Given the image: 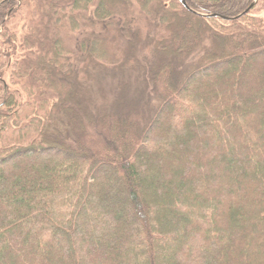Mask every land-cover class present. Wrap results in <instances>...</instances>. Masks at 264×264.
Wrapping results in <instances>:
<instances>
[{"label": "trees", "instance_id": "16d2710c", "mask_svg": "<svg viewBox=\"0 0 264 264\" xmlns=\"http://www.w3.org/2000/svg\"><path fill=\"white\" fill-rule=\"evenodd\" d=\"M185 1L0 0V264H264V18ZM109 32L158 106L87 90Z\"/></svg>", "mask_w": 264, "mask_h": 264}, {"label": "rangeland", "instance_id": "374dc122", "mask_svg": "<svg viewBox=\"0 0 264 264\" xmlns=\"http://www.w3.org/2000/svg\"><path fill=\"white\" fill-rule=\"evenodd\" d=\"M138 13L139 12L136 11L134 14L135 22L133 25H137L136 27H139V22L141 21H139ZM253 14L264 18V0H260L257 3ZM22 20V17L18 16L13 21L12 25L20 27L23 24ZM140 26L143 31V38L147 34V26H145L144 20L141 22ZM88 34L89 32L85 31L71 32L68 39L69 46L74 48L77 38L87 36ZM1 41L2 39L0 37V43ZM106 42L108 44V57H106L107 59L105 61L107 62L106 66L95 64L86 67L85 79L89 93H91L97 101L101 100L100 98L104 96L112 100L119 91L126 90V97L129 99L134 97L133 100L137 98V100L139 99V102H141L142 94L145 95L142 98L143 100L152 101L151 103L153 105L158 106L160 103L159 99L150 87L145 89L142 77L143 70L141 66H143L145 62H149L148 59L151 57L148 50L149 47L140 49L139 45H137L134 56L132 57L127 48L129 43L124 38L114 37L113 32H109V34L106 35ZM3 48H5V46H3ZM144 57H147V61H143ZM83 66V64L79 63V67ZM149 97L150 99L148 100ZM140 106L142 107V103H140Z\"/></svg>", "mask_w": 264, "mask_h": 264}, {"label": "water", "instance_id": "95a60500", "mask_svg": "<svg viewBox=\"0 0 264 264\" xmlns=\"http://www.w3.org/2000/svg\"><path fill=\"white\" fill-rule=\"evenodd\" d=\"M258 1L259 0H254L253 3L242 14H240L237 17L230 18V19H237V18L241 17L242 15H244L245 13H247L249 10H251L258 3ZM182 3L186 6V1L185 0H182ZM202 16H205V17H213V16H216V15H214V14L204 15L203 14Z\"/></svg>", "mask_w": 264, "mask_h": 264}]
</instances>
